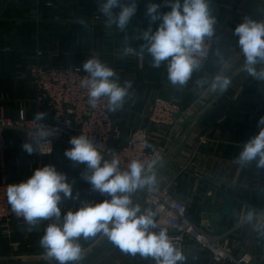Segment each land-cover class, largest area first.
I'll list each match as a JSON object with an SVG mask.
<instances>
[{
	"label": "crops",
	"instance_id": "crops-1",
	"mask_svg": "<svg viewBox=\"0 0 264 264\" xmlns=\"http://www.w3.org/2000/svg\"><path fill=\"white\" fill-rule=\"evenodd\" d=\"M208 2L215 18L214 48L186 84L174 85L168 80V62L153 67L146 41L138 38L149 26L145 16L147 5H163L164 0H137V13L124 29L110 22L102 11L106 0H0V108L12 120H17L24 110L27 118L34 119L41 113L42 121L51 124L49 110L35 104L37 94L31 66L83 68L87 60L97 59L114 70L116 76L112 79L121 87L126 81L131 82L122 106L111 112L120 131L112 147L124 145L132 130L147 129L152 148L165 147L167 153L187 120L210 101L218 88H213L217 78L223 80L236 64L245 61L235 28L245 19L264 23V0ZM160 11L166 13L170 8L162 6ZM158 26L159 21L152 25L153 32ZM255 70L258 74L264 72V66ZM155 99L177 103L187 112L177 129L152 125L149 115ZM262 116L264 79L245 72L218 108L196 126L175 164L153 185L168 187L173 198L182 199L194 223L209 225L215 235L228 242L235 258L246 257L249 264H264V168L257 166L258 158L246 164L237 163V159L244 144L258 134L257 124ZM24 143L33 145L31 155L23 151ZM71 147L55 143L51 155L40 156L37 140L18 131L0 133V183L26 181L35 170L52 166L72 184L73 198H65L61 193L59 203L68 206L67 212H74L85 203L94 205L110 200L107 194L94 191L83 178L82 174L88 172L86 165L65 156ZM227 197L233 202L230 213L225 215ZM139 207L138 215L146 213L144 198ZM63 218L47 226H62ZM46 228L14 223L11 237H5L0 229V264L20 262L23 258H32L27 262L49 258L39 244ZM162 228L157 226L150 231L159 232ZM166 230L170 239L178 234L176 230ZM108 241L102 233L77 240L82 251ZM175 246L185 257L180 264H215L207 250L189 240L180 248ZM99 264H156V260L125 253L116 245Z\"/></svg>",
	"mask_w": 264,
	"mask_h": 264
},
{
	"label": "clouds",
	"instance_id": "clouds-1",
	"mask_svg": "<svg viewBox=\"0 0 264 264\" xmlns=\"http://www.w3.org/2000/svg\"><path fill=\"white\" fill-rule=\"evenodd\" d=\"M162 6L170 11L162 13ZM137 0H106L102 11L109 21L124 29L137 13ZM114 9H119L114 12ZM145 16L148 28L138 38L146 41L147 51L153 58V67H160L168 62V80L176 85H184L192 72L198 69L200 62L195 54L201 53L206 37L214 34L215 18L211 14L208 0H164V4L149 3ZM159 21L153 32L152 25ZM239 45L245 57L243 69L252 76L264 79V72H256L254 65L264 61V23L245 19L235 28ZM126 51H131L128 49ZM83 69L90 75L82 84L89 88V103L95 108L101 97L108 98L109 111H116L123 104L131 82L126 81L121 87L116 73L97 59H89ZM228 80L217 78L213 88L225 90ZM37 121L44 119V114L34 117ZM258 134L252 136L243 147L237 163L246 164L257 160V166L264 168V116L258 120ZM72 147L65 156L77 164L86 165L88 172L83 178L94 191L107 194L105 199L96 204L85 203L76 211H69L63 218L62 226L51 223L41 237L40 247L45 255L59 264L74 262L81 257V247L77 240L88 239L98 233L105 235L123 252L142 257H152L156 264H177L185 259L183 253L170 240L167 230L150 231L157 227L155 212L141 213L139 205L133 206L131 194L145 186L156 184L155 174L144 175L145 165L133 160L128 171L119 170V160H104L98 148L85 135L70 139ZM23 151L31 155L34 151L31 143L22 145ZM90 173V174H88ZM73 198L72 184L65 174L52 166H45L34 171L30 178L18 184H10L6 190L7 201L17 217L35 227L41 220L60 217L59 203L62 199ZM78 198V194H77ZM252 213H248V219Z\"/></svg>",
	"mask_w": 264,
	"mask_h": 264
},
{
	"label": "built area",
	"instance_id": "built-area-1",
	"mask_svg": "<svg viewBox=\"0 0 264 264\" xmlns=\"http://www.w3.org/2000/svg\"><path fill=\"white\" fill-rule=\"evenodd\" d=\"M214 48V39L206 37L201 53L195 58L203 65ZM32 84L36 90L35 104L38 108L48 109L52 115V123L29 119L25 111L19 112L17 120L7 118L0 108V133L11 130L22 132L28 139L38 143L40 156H48L53 152L55 143L68 146L70 139L85 135L98 148L104 160H119V170L128 171L133 160L145 165L144 175L159 163L166 154L165 147L152 148L151 133L147 129L132 130L124 145L112 147V141L120 137V131L115 127L108 109V98L101 97L93 108L89 103V88L82 84L90 75L80 67L51 68L33 64L30 68ZM187 112L174 102L155 99L149 120L156 127L175 130L179 127L181 118ZM24 182V181H21ZM21 182L0 183V229L5 237H11L14 223H26L22 217H17L7 201L6 190L10 184ZM132 195V194H131ZM146 212H155L154 217L158 227L173 229L177 235L170 240L179 248L186 240L207 250L215 264H249L246 257L237 259L232 248L223 236L213 233L207 224L194 223L187 213V208L181 201L172 196L168 187H151L145 194ZM60 217L44 219L47 223L61 220L68 211V206L58 205ZM43 221V220H41ZM180 264V261L177 262Z\"/></svg>",
	"mask_w": 264,
	"mask_h": 264
},
{
	"label": "water",
	"instance_id": "water-1",
	"mask_svg": "<svg viewBox=\"0 0 264 264\" xmlns=\"http://www.w3.org/2000/svg\"><path fill=\"white\" fill-rule=\"evenodd\" d=\"M245 61L236 64L225 76L223 80H228L229 84L225 90H220L218 87L210 101L198 112H196L192 117H190L181 129L177 139L174 141L170 150L164 155V157L157 163L147 175L155 174L156 181L160 175L167 170L170 166L175 164L176 159L184 149L189 137L196 128V126L201 123L205 118L211 115L220 105L222 100L225 98L227 93L235 88L236 80L241 77L245 72L243 69ZM264 66V61H258L254 68ZM153 187V186H151ZM145 186L144 188L138 189L131 195L132 205L136 206L141 203L146 192L151 188ZM176 200L182 201L180 197H175ZM233 200L227 197L225 200L224 211L225 215H228L232 209ZM43 227H47V221L43 220L39 223ZM116 247L110 240L94 255L86 258H81L74 262H67V264H99L103 261ZM1 264H59L58 261H44V262H11V263H1Z\"/></svg>",
	"mask_w": 264,
	"mask_h": 264
},
{
	"label": "rangeland",
	"instance_id": "rangeland-1",
	"mask_svg": "<svg viewBox=\"0 0 264 264\" xmlns=\"http://www.w3.org/2000/svg\"><path fill=\"white\" fill-rule=\"evenodd\" d=\"M104 246L103 243H99V244H96V246L94 248H92V250H87V251H81V257L80 258H86V257H89L91 255H94L96 252H98L102 247ZM22 248V247H21ZM38 250V249H37ZM40 250V249H39ZM34 251V249L32 250ZM32 260V258H23L22 261L20 262H27V260ZM44 261H56L55 259L53 258H44L42 259L41 261H37V262H44Z\"/></svg>",
	"mask_w": 264,
	"mask_h": 264
}]
</instances>
